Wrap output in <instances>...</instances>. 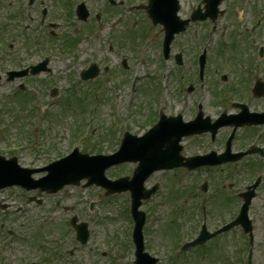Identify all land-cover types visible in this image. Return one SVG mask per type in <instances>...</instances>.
<instances>
[{"label": "rangeland", "instance_id": "374dc122", "mask_svg": "<svg viewBox=\"0 0 264 264\" xmlns=\"http://www.w3.org/2000/svg\"><path fill=\"white\" fill-rule=\"evenodd\" d=\"M54 1L62 2L63 0ZM134 1L132 0L131 4H135ZM181 2L183 6L181 16L185 17L191 12V9H196L202 0H182ZM233 2H237L239 12H245L244 16L248 20L246 24L250 25L253 21L257 3L262 6L264 0H233ZM18 5L21 8L22 3H14L13 5L11 3L10 5L9 0L0 4V53L5 56L2 62L8 68L12 67L19 70L26 67L29 63L28 59L38 62L43 55L50 54L53 48L56 47L72 58L69 61L70 63L67 62V64L65 61H61L67 58L66 54L61 58L52 56L49 61V69L54 75L45 73L39 77H28L14 82H8L6 81L7 77H4L0 84L1 155L10 159L15 156L12 153L15 151L18 162L22 167L42 169L48 164L59 160L57 157L61 158V156L68 154L74 146H79V142L76 140L77 132L80 138H84L82 130L87 129L86 125L89 124L87 120L93 115L96 116L95 125H98V128L95 130L92 128L88 131L89 137L85 136L88 139L80 148L82 153L91 156L113 153L117 149V138L125 125L128 126L127 130L133 135L144 134L147 131L149 122H152L154 117L157 96L154 93L157 92L158 81L139 80L137 82V87H140L139 92L128 97L125 101L126 107H123L121 114H117L111 103V92L114 88H117V81L121 80L120 82L124 84L126 89L137 66H134L135 59L127 62L128 68L123 69L121 53L127 52L135 55L141 42L146 39V37H142V40L140 38L133 42L131 33L143 34L147 32V34L150 33L148 37L152 34L151 28L141 17V13H139L141 16L138 17L140 22L138 25L136 18L138 15L125 17L123 13L126 12L125 10L111 9L107 7L104 0H94L85 4L91 14L87 25L80 22L74 14L77 4L67 5L68 10L66 8V12L62 4H53L51 20L63 25L61 28H51L48 25L40 26L37 24L38 20L30 27L25 28L27 12H22V17L19 16L17 14ZM135 5H139V3ZM54 10L55 12H53ZM95 11H101L99 22L93 18ZM70 13L71 16H69ZM29 14L37 17L35 8L29 9ZM118 18L123 20L122 23L116 30H111L110 25L114 19L120 20ZM91 20L93 21L92 24ZM218 26L215 31V42L209 50L211 55L209 60L211 82L205 83V86H201L197 81L194 58L201 52L202 43L206 36V23L192 26V30L177 41L175 52L183 51L186 66L174 70L173 75L167 78V83L169 82L171 85L168 95L163 96L165 104L168 105V108H166L167 114L182 112L189 116V103L192 99L187 91L190 85H193L195 92L198 93L203 92V90L205 92L219 91L217 88L223 87L219 76L224 61H221L217 49L222 45L228 48L231 35L236 30H242V27L235 24V30H229L227 41H223L221 38V23ZM139 27L142 28L140 33L137 29ZM155 30L157 39L155 45L151 47L149 57L152 55L156 61L148 63L147 70L149 71L154 69L153 65H158L160 71L166 65V63L160 62V29L155 28ZM78 31L79 34L74 35ZM49 34L52 37L48 38ZM84 34L90 35L88 41L92 43L91 46L86 45L83 41L82 36ZM151 38H154V36L152 35ZM245 38H249L251 41L255 40L256 34L245 35ZM73 46L75 48L70 51ZM84 49H87L86 55ZM95 49H98V51L95 52ZM249 53L254 52H246L245 59H248ZM232 58L238 59V56L229 51L225 52L223 60H231ZM256 58L255 56L252 60ZM61 63L65 65L60 67ZM95 63L101 69L98 80H93L92 83L83 82L81 73ZM106 65L113 68L108 75L114 80L108 81L107 75L103 71ZM255 65L257 67L261 66V70H264V60L259 61L258 59ZM1 73L3 74V72ZM5 74L6 71H4V76ZM158 74L159 72H156L154 75ZM262 74L264 75V73ZM21 87H25L23 93L28 92L36 97L33 96V100H24V95L17 93ZM52 87L61 91V97L55 102L48 96ZM103 87H106V92L103 91ZM32 101H34V105L39 102L36 108L33 106ZM119 102L117 101L115 104L117 105ZM261 103V109H264V101ZM46 105L50 106V113L44 119L43 127L35 130L37 114L41 113ZM115 119L120 121V127L117 126ZM114 122L117 129L115 128L116 132L112 133ZM40 140L43 143L39 145ZM35 145L36 148L33 150L32 148ZM134 169L135 165L129 164L125 167L120 166L109 169L106 175L113 180L120 176L130 177ZM229 169L230 166H223L217 170H211L207 173L199 172L187 178L181 176V171L177 170L169 174L161 173L164 182L163 177L160 175H157V177L154 175L153 178L149 179L147 186L155 184L156 182L153 181L155 179L157 182L162 181L161 187L165 189L141 208L145 212H151V218L146 227V250L149 253L157 248L164 254L175 247L173 242L168 244L170 238L161 233L168 226L180 225L182 236L190 240L196 237V228L199 224L198 218L189 214V207L185 208L187 211L182 212L181 210L186 204L196 203L197 197L200 195L197 184L203 183L209 175L210 208L212 212L214 211L210 228L213 231L218 229L236 214V205H229V208L225 210L212 206L215 200H218L219 203H227L224 200V194L227 200L233 201L229 197L230 192H227L224 188H229L234 184V181H237V188L240 185L252 183L254 172L249 169V165L243 164V167L239 168L241 172L233 180L229 178ZM260 174L264 179V168H260ZM40 176L35 175L33 178ZM198 179L201 182H198ZM82 184L81 187H67L56 195L44 194L41 198L38 197L37 193H22L18 189L7 190L0 195V201L10 206L5 211L0 209V228L4 224H9L16 227L27 237L25 242L15 240L12 246L8 248V261L6 264H134L135 256L131 239L133 223L128 215L130 195L126 193L107 197L105 190L94 186L85 188V182ZM260 190H264V187H261ZM192 192H195L196 196H192ZM174 193L177 195L176 201L171 200ZM33 197L41 199L43 204L38 205L31 202L30 199ZM181 197L183 198L182 201H180ZM91 205H94L93 212L90 210ZM259 213L262 214L261 218H258ZM188 216H190L189 219ZM251 216H254L257 220L254 222L257 244L255 264H264V211L257 210L251 213ZM73 217H78L79 223L83 222L90 225L91 236L86 246L82 247L76 242L75 232L69 227L70 220ZM238 230L221 236L220 239L217 238L212 243L210 242L205 249L207 254L212 248L215 249V245L221 244L228 254L227 261L229 264H240L243 260L245 261V257L240 261L237 260L239 252L245 253L247 250V236ZM43 237L44 241L42 240ZM7 240V231L0 230V246L5 244ZM61 241L64 243L62 244ZM33 242H39L41 246L38 247L36 243V249H33L29 245ZM71 251L75 253L73 256L70 255ZM190 253H192V250L184 258L192 256L189 255ZM207 254L206 256H208ZM220 255L221 251L216 254L210 252V259H219ZM175 260L177 259L175 258ZM202 260L207 262L208 258ZM174 261L166 264H174ZM178 264H181L180 261Z\"/></svg>", "mask_w": 264, "mask_h": 264}, {"label": "flooded vegetation", "instance_id": "af4514ba", "mask_svg": "<svg viewBox=\"0 0 264 264\" xmlns=\"http://www.w3.org/2000/svg\"><path fill=\"white\" fill-rule=\"evenodd\" d=\"M7 0H0V4ZM10 5L14 3H27L29 7L36 6L37 4H44L50 2L53 4H63L64 5H73V4H85L92 2L94 0H63L62 2H55L54 0H35L32 5H30L31 0H9ZM22 1V2H21ZM110 2L111 0H107ZM150 0H135V4L139 3L140 5H148ZM113 3H116L118 6H112L113 8L118 7L119 10L123 8L130 15V9L132 8V0H112ZM202 2L197 6L196 9H191V12L182 17L184 21H191L187 32L192 30V26L197 24L206 23V29H210L212 34L208 36V41L211 39V35H215V31L218 29L219 23L222 25L221 38L223 41H227V35L229 30H235V24L241 25L242 30L234 31V34L231 35V42L228 48H225L223 45L217 49L218 55L221 57V61H224V64L221 65L220 71V82L223 84L222 88H217L219 91H210V92H195L193 85V91L189 92L191 96V102L189 103V116H186L182 112L174 113H165L164 108L155 109L154 117L152 119L153 125L159 124L162 119V122L168 123L170 121L174 122V125L171 127L167 125V131L170 132L171 129L174 130L173 135H167V138H173L174 141L178 142V150L180 152V158L182 163L189 162L192 160H201L208 161L213 163H228L230 168H242L243 164L249 165V169L254 172V181L247 185H240L237 188V181H234L229 188H224L227 192H230L229 197L233 200H227L224 196V200L227 203H221L220 205L213 204L212 207L225 210L229 208V205H236L237 212L230 218V220L218 229L214 231L209 228L212 232H216L230 222L238 221L239 225L234 229L242 231V234H245L247 230H250V235L245 234L247 238L250 237L255 239L254 233V222L257 220L254 216H251V213L256 212L257 210L264 211V190H260L261 187H264V179L260 174V168H264V109H261L262 101H264V70H261V66L257 67L255 64L257 60H264V56L261 58L259 53L261 49L264 50V2L262 6L257 3L254 14L253 21L251 24H246L247 18L244 16L245 12L238 11L237 2L233 0H227L221 5L222 13L218 14L215 19L209 17L205 21L193 22V17L195 11L201 7ZM20 6L18 5L17 14H20ZM68 8V6H67ZM70 11V9H69ZM142 13L146 16L148 20V15L145 11ZM73 14V12H72ZM71 13L69 16L72 15ZM76 15V11L74 10ZM81 14V12L79 13ZM47 15V12H46ZM45 15V17H46ZM45 19V18H44ZM149 21V20H148ZM44 23V20L43 22ZM151 24V22L149 21ZM152 25V24H151ZM51 28H54L53 26ZM156 28L160 29V35L163 36L164 28L158 26ZM256 34L255 40H249L245 38V35ZM240 35V36H239ZM213 45H209L207 49L202 51L207 53L206 66L205 70V83L211 82V76L209 75V60L210 54L209 50ZM228 49V50H227ZM234 53L235 56H238V59L223 60L225 52ZM246 52L249 53L248 59H245ZM242 55V57H240ZM255 56L257 57L256 59ZM195 65V74L197 78V68L199 55L194 58ZM171 62V69H181L186 65V59L184 54V59L181 61L178 58L174 60H169ZM0 68V74L3 75ZM223 72H227L228 75H223ZM262 72V73H261ZM172 75V72H169ZM223 75V76H222ZM204 78V77H203ZM199 82L201 85L200 75ZM233 82V83H232ZM256 87V91H254ZM189 89V88H188ZM247 111L248 114L242 117L241 114L243 111ZM250 115H253L250 118ZM190 131V132H188ZM229 148V150H228ZM242 155L241 160H237L238 156ZM219 167L209 168L204 167L195 172H188L185 169L180 170V175H196L199 172H205L211 170H217ZM238 176V171L233 174V180ZM209 176L206 177L205 181L198 186V191L200 195L197 197L195 204H186L185 207L181 210L182 212L187 211L189 214L193 215L195 218L202 220V222H211L213 219L214 211L210 212L206 210V216L204 214V203L209 201V197H206V194L203 193V185L209 181ZM201 182L200 179L197 180ZM252 189V190H249ZM192 196H196L195 192L191 193ZM218 200H215L217 202ZM259 201V203H258ZM213 203V201H212ZM182 215V213H181ZM208 217V218H207ZM262 214H258V218H261ZM190 216H188V219ZM233 232V231H231ZM230 232V233H231ZM226 235V234H224ZM222 235V236H224ZM198 236V235H197ZM196 236V237H197ZM194 237L193 239H195ZM221 236L216 237L213 240L207 242V245L215 240L220 239ZM219 241V240H218ZM33 247L32 245H30ZM29 246V248H31ZM214 247H222L223 253L220 258H227L225 248L219 244ZM204 248V247H203ZM202 248H195L192 250V253L188 256L189 263L196 259V255H199L201 258H206V251H203ZM242 252H239L237 258L240 259ZM8 257H1L0 255V264H6ZM15 264V263H12ZM31 264V263H30Z\"/></svg>", "mask_w": 264, "mask_h": 264}, {"label": "water", "instance_id": "95a60500", "mask_svg": "<svg viewBox=\"0 0 264 264\" xmlns=\"http://www.w3.org/2000/svg\"><path fill=\"white\" fill-rule=\"evenodd\" d=\"M167 133L166 135H169ZM150 143H145L141 141H126L123 150L128 154L127 158L124 159H116L109 160L104 158H92L80 161L82 164L76 163V165L63 166L64 163H61L57 166L52 167V171L48 177V180H54L51 182V187L49 190L52 192H58L65 185L69 184H79L83 179H89L88 185H99L105 187L109 190L110 193H115L112 188V184L107 181L104 177L105 170L111 167L115 163H121L125 160H132L140 162V167L136 172V178L132 184L129 185V188L138 195L137 191H141V187L145 181V179L155 170L165 168V164L159 161H154L147 156L150 153ZM158 156H154L157 158ZM56 167V168H54ZM76 170V175L71 174L72 169ZM58 174V177H56ZM1 183L0 186H6L14 184L18 181H12L10 178H0ZM56 184V185H55ZM55 185V186H54ZM45 189V188H44Z\"/></svg>", "mask_w": 264, "mask_h": 264}, {"label": "bare ground", "instance_id": "6f19581e", "mask_svg": "<svg viewBox=\"0 0 264 264\" xmlns=\"http://www.w3.org/2000/svg\"><path fill=\"white\" fill-rule=\"evenodd\" d=\"M62 66V65H61Z\"/></svg>", "mask_w": 264, "mask_h": 264}]
</instances>
